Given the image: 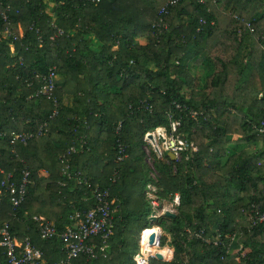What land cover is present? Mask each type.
Instances as JSON below:
<instances>
[{"label": "trees", "instance_id": "trees-1", "mask_svg": "<svg viewBox=\"0 0 264 264\" xmlns=\"http://www.w3.org/2000/svg\"><path fill=\"white\" fill-rule=\"evenodd\" d=\"M167 1L0 0V181L7 172L20 181L23 167L30 172L18 208L0 194V224L8 222L19 238L30 236L48 264L62 256L61 244L41 239L32 216L43 214L62 228L70 213L94 205L88 188L66 176L65 163L82 180L108 187L114 200L110 248L96 264H135L143 239L147 246L149 182L159 199L180 195L176 216L157 221L174 239L173 256L150 257L149 264H182L183 242L190 252L185 264H264V223L251 226L248 218L252 204L264 209V0H179L164 15L167 28L152 27ZM218 18L227 19L223 27ZM19 28L23 34L14 39ZM53 66L60 106L50 119L51 100L34 94L39 76ZM200 67L199 76L194 69ZM169 114L196 151L184 150L176 161L166 154L153 182L143 137L169 128ZM45 120L42 135L11 143L12 131L34 130ZM119 122L127 157L117 163ZM258 141L261 148L246 150ZM72 145L77 152L63 161ZM97 165L102 170L90 178ZM42 167L50 178H39ZM186 226L203 230L202 238L187 240ZM218 232L224 242L235 233L232 248L241 244L245 256L221 259L222 247L211 240ZM157 245H165L163 237Z\"/></svg>", "mask_w": 264, "mask_h": 264}, {"label": "built area", "instance_id": "built-area-1", "mask_svg": "<svg viewBox=\"0 0 264 264\" xmlns=\"http://www.w3.org/2000/svg\"><path fill=\"white\" fill-rule=\"evenodd\" d=\"M95 2L97 0H90ZM179 0H168L164 3L157 12L156 21L153 22L152 27H162L167 28V23L164 20V15L168 13L169 8L178 3ZM10 8L7 6L6 10ZM3 19L7 18L6 14L3 12ZM200 23L204 21L200 19ZM37 31V30H36ZM8 33H10L8 31ZM59 33H62L59 30ZM23 34L22 29L19 31L18 35L13 34V38H20ZM13 50V49H12ZM264 50V47H263ZM42 82L40 87L36 90L35 96H42L51 100L53 105V110L49 116L50 119L55 117L59 112V102L55 96V89L57 87V73L56 68L50 67L46 73L39 76ZM174 106L179 110H184L185 108L175 101ZM149 111L152 107L149 105L147 107ZM191 116L196 119L197 112L191 111ZM180 122L178 119L173 117V114H169V125L171 130V137L167 139L164 134L159 130L158 127L156 132L148 131L143 139L149 142L152 147H154L155 152L159 155L162 153L161 148L158 146L157 138L164 140V150L168 153L173 154V159L177 160L181 156V152L184 150L196 151V147L193 142H188L177 135V129ZM48 121H43L38 128L29 131L22 132H11V143L15 141L25 142L28 139L42 135L47 131ZM121 124L120 122L115 128V134L117 136V151L115 156V161L118 163L127 157L126 149L124 144L120 140ZM260 133H264V121L261 122L259 128ZM151 133L154 136V141L149 139L147 135ZM154 143H156L154 145ZM77 147L72 145L68 147L62 155L63 161L67 160V157L75 152H77ZM146 161L151 168H154L147 159ZM21 180L15 181L12 172H7L4 174L2 180L0 181V194L3 192L8 195L9 202L13 208H18L25 202L28 195L27 185L29 178V170L23 167L21 171ZM65 174L68 178L74 176L77 179V183L86 186L90 193V198L93 200L94 205L87 210H75L69 214L70 223L58 228L55 221L45 218L40 215H33L32 220L37 225L38 236L43 240L57 239L61 246L62 256L56 260L53 264H96L100 258H105L107 256V251L110 248V239L113 233L114 227V216L113 213L115 209L112 207L114 200L110 198V191L108 187H100L99 185H92L87 180H82L80 178V173L78 171H72L68 163H65ZM117 170H114L112 182H115L117 178ZM151 175V174H150ZM156 187L152 182L147 183L146 193L150 195L148 200L151 206V215L156 218L160 215L157 207H159V199L156 195ZM180 204V195L178 192L174 193L172 202L170 203V208H163L162 215L166 211L172 212L178 210ZM27 218V217H26ZM251 221V226L264 223V209H260L252 204L250 213L248 215ZM203 230H193L186 226L184 228V234L187 240L192 237L202 238ZM221 232L216 235V240L213 241L215 245L222 247L223 254L221 259L230 253L232 249V244L235 242L236 235L232 233L228 236L229 241L224 242L220 239ZM184 245L185 242H184ZM239 250H243L241 244L239 245ZM246 252H242L241 257H244ZM153 255H144L142 252L138 251L134 254L133 260L135 264H149V258ZM239 260V259H238ZM186 262H182L185 264ZM0 264H48L44 258L43 251L34 245L30 236H24L23 238L17 237L9 229L8 222H3L0 226Z\"/></svg>", "mask_w": 264, "mask_h": 264}, {"label": "rangeland", "instance_id": "rangeland-1", "mask_svg": "<svg viewBox=\"0 0 264 264\" xmlns=\"http://www.w3.org/2000/svg\"><path fill=\"white\" fill-rule=\"evenodd\" d=\"M227 22V19H224V18H218V25L219 26H224L225 25V23ZM21 29L19 28V31H20ZM141 43H144L145 42V39H140L139 40ZM203 69H202V67H200L199 69H194V73H197L199 76L200 75H202L203 74ZM59 78V77H58ZM201 80V79H200ZM57 84L58 85H60L59 84V81L57 80ZM199 86H201V83L200 82H198V81H196V87L194 88V90H198V88H199ZM185 92V91H184ZM187 94H189L190 92H186ZM185 93V94H186ZM66 99L67 100H70L69 99V97H66ZM157 129H159V128H156V129H154L153 131L154 132H156L157 131ZM163 134H164V136L167 138V139H169L170 137H171V130H170V125H169V128L167 127V126H165V127H161V129H159ZM178 133V132H177ZM179 137H182L181 136V134L180 133H178L177 134ZM183 138H186V137H184L183 136ZM208 138L207 139H205V141H204V143L206 144L207 142H208ZM157 144H158V146L161 148V151H162V153L161 154H157L156 152H155V150H154V147H152V145L149 143V142H146V141H144V145H143V148H144V150H145V153H146V155H147V159H149V161L151 162V164H152V166L154 167V168H151L150 170H149V177H150V179H151V181H156L157 182V180H158V178H159V171H158V165H159V162L161 161V162H164V161H166V154H168V151H166V150H164V146H165V144H164V140H162V139H158L157 138V142H156ZM156 143H154V145L156 144ZM259 144H261V142L259 143ZM195 145V144H194ZM197 145H195V147H196ZM256 149H258L257 147H256V144H252V145H249L248 147H246V150L247 151H255ZM227 155H229L230 153L229 152H227L226 153ZM180 159V157L177 159V160H179ZM225 159H226V157H224L223 158V161H225ZM176 161V160H175ZM150 168V167H149ZM173 170H175V167H173ZM151 174V175H150ZM158 191H159V188L158 187H156V192H155V194L154 195H156L157 196V198L159 199V197H158ZM174 195V194H173ZM173 195H171L169 198H166V199H159V207H157V209H158V212H160V215H158V217L155 219V220H153V221H151L150 220V218L148 217V222H149V225H153V228L154 227H158L160 230H161V232H160V237H159V241H160V238H164V243H165V245L164 246H158V245H156L155 247H154V250H153V252L152 253H150V254H155L157 251H163V250H165V249H167L169 252H170V257L169 258H164V260H171V258H172V256H173V252H174V245H173V243H174V239L172 238V236H171V234L170 233H168V232H166L165 230H163L160 226H157V221H158V218L159 217H161V216H163L162 215V209L163 208H170V203L172 202V199H173ZM149 198H150V195L149 194H147L146 193V190H145V199L147 200V202H148V200H149ZM174 214H177L178 213V210H176V211H172ZM150 215H151V212H150ZM149 215V216H150ZM1 225V224H0ZM213 231H216V229L215 228H213ZM140 237V236H139ZM212 241H214V240H216V237L215 238H212L211 239ZM182 243V242H181ZM184 243V242H183ZM185 244H186V242H185ZM185 247V251L183 250V253H182V255H181V257H182V262H187V260H188V258H189V254H190V252L188 251L189 249V247L188 246H184ZM239 248V245H236V246H233V248L231 249V251H230V253H229V255H236L235 256V260H237L238 261V259H239V256H240V254H242V252H247L248 251V249H245V250H239L238 249ZM139 251V250H138ZM152 257H154V255L152 256Z\"/></svg>", "mask_w": 264, "mask_h": 264}, {"label": "crops", "instance_id": "crops-1", "mask_svg": "<svg viewBox=\"0 0 264 264\" xmlns=\"http://www.w3.org/2000/svg\"><path fill=\"white\" fill-rule=\"evenodd\" d=\"M66 97H69V99L70 100H67L66 99ZM66 97H64L63 98V102H64V104L66 105V106H71L72 105V97H70V96H66ZM261 141H258V142H256L255 144H256V147L259 149V148H261L262 147V142H261V144H259ZM257 150V149H256ZM108 163V160H105L104 161V165H106ZM89 165H91V163H88ZM98 166V168H90L89 169V171H93L92 172V175L91 174H89V177L90 178H94V177H96L98 174H99V170H102L101 168H100V165H97ZM38 176H39V178H43V179H48V178H50V172H49V169L47 168V167H42L41 169H39L38 170ZM45 181H47V180H45ZM40 216H44L45 217V215H43V214H39ZM24 216H25V218L27 217V214L25 213L24 214ZM46 218V217H45ZM47 219H49V218H47ZM51 220V219H50ZM132 236V235H131ZM135 235H133V237H134ZM140 236V235H139ZM136 237V236H135Z\"/></svg>", "mask_w": 264, "mask_h": 264}, {"label": "bare ground", "instance_id": "bare-ground-1", "mask_svg": "<svg viewBox=\"0 0 264 264\" xmlns=\"http://www.w3.org/2000/svg\"><path fill=\"white\" fill-rule=\"evenodd\" d=\"M160 232H161V230L158 227H154V228H152V230L147 231L146 232L147 235L145 236L146 237V244L145 245H147V246L144 247L145 239H143V244L141 243L140 252H142L144 255H154V254H150V253L153 252L154 247L158 244V240H156L153 244H150L149 243V236L152 233H155L158 236L160 234ZM143 235H144V233H143ZM142 238H143V236H142ZM141 248H142V250H141ZM157 252H160V251H157ZM166 252H167V249L161 251V253L163 254L164 258L166 257Z\"/></svg>", "mask_w": 264, "mask_h": 264}, {"label": "water", "instance_id": "water-1", "mask_svg": "<svg viewBox=\"0 0 264 264\" xmlns=\"http://www.w3.org/2000/svg\"><path fill=\"white\" fill-rule=\"evenodd\" d=\"M147 137L149 139H151L152 141H154L153 134L149 133L147 135ZM168 155L173 159V154L172 153H168ZM164 215L171 216V217H175L176 216V214H174L173 212H169V211H166L164 213ZM149 218H150L151 221H153V220L156 219V217L153 216V215H150ZM159 237H160V234L158 236L155 233L150 234V236H149V243L150 244H153L156 240H158V242H159ZM154 257L157 258V259H159V260H164V256H163V254L161 252H156L154 254Z\"/></svg>", "mask_w": 264, "mask_h": 264}]
</instances>
